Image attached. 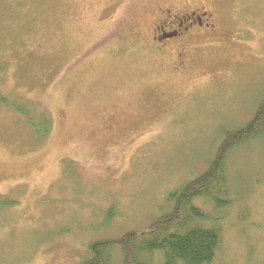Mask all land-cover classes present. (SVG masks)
<instances>
[{"label": "rangeland", "instance_id": "374dc122", "mask_svg": "<svg viewBox=\"0 0 264 264\" xmlns=\"http://www.w3.org/2000/svg\"><path fill=\"white\" fill-rule=\"evenodd\" d=\"M203 1L215 31L178 70L145 45L159 0H0V195L16 201L0 211V264H80L91 243L147 232L222 132L252 117L264 95V0ZM8 101L46 113L48 135ZM228 161L233 206L203 205L221 231L209 264H261L264 145Z\"/></svg>", "mask_w": 264, "mask_h": 264}, {"label": "trees", "instance_id": "16d2710c", "mask_svg": "<svg viewBox=\"0 0 264 264\" xmlns=\"http://www.w3.org/2000/svg\"><path fill=\"white\" fill-rule=\"evenodd\" d=\"M5 100L0 94V101ZM5 103L25 118L39 139L48 135L51 120L46 113L34 114L26 105L15 101ZM252 141L264 145V95L245 124L222 132L206 168L165 195L162 210L150 220L147 232L129 231L116 240L119 264H209L221 243V231L215 217L203 205L214 210L233 206L228 187V160L235 150ZM15 202L12 197L0 195V211L13 207ZM114 211L115 207L111 206L106 218ZM115 243L99 240L89 244L91 256L80 264H111Z\"/></svg>", "mask_w": 264, "mask_h": 264}, {"label": "flooded vegetation", "instance_id": "af4514ba", "mask_svg": "<svg viewBox=\"0 0 264 264\" xmlns=\"http://www.w3.org/2000/svg\"><path fill=\"white\" fill-rule=\"evenodd\" d=\"M207 6L203 0H159L146 27V47L161 60L169 58L174 69L185 67L189 53L215 31Z\"/></svg>", "mask_w": 264, "mask_h": 264}]
</instances>
